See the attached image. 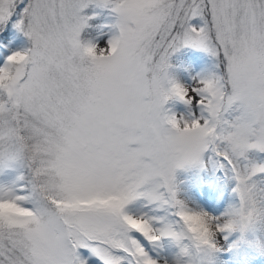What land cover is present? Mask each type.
<instances>
[{"label": "snow or ice", "instance_id": "snow-or-ice-1", "mask_svg": "<svg viewBox=\"0 0 264 264\" xmlns=\"http://www.w3.org/2000/svg\"><path fill=\"white\" fill-rule=\"evenodd\" d=\"M14 33L27 46L7 47ZM184 48L212 70L178 79ZM252 153H264V0H0V264L264 255ZM209 166L236 197L215 216L174 182ZM138 237L177 251L154 258Z\"/></svg>", "mask_w": 264, "mask_h": 264}, {"label": "rangeland", "instance_id": "rangeland-1", "mask_svg": "<svg viewBox=\"0 0 264 264\" xmlns=\"http://www.w3.org/2000/svg\"><path fill=\"white\" fill-rule=\"evenodd\" d=\"M8 40L7 47L21 48L27 46L26 38L18 33L10 35ZM182 51H186L185 55L180 56L179 64L174 63V58L178 59ZM170 63L172 64V73L185 83L190 82V76L211 71L213 65L212 59L206 53L192 48L179 50L170 59ZM177 110L183 111V107L178 105ZM250 155H254L257 160H264V153H252ZM205 158H207V154ZM174 182L179 198L194 202L214 216L222 213L230 204L236 203V197L231 192L233 182L228 180L222 171L211 166L204 169H177L174 173ZM238 235L239 233L232 234L229 237V242L235 240ZM138 238L149 251V255L154 258L162 257L165 260H171L177 251L176 247L167 240L162 241L160 247L153 251V246L149 242L142 237ZM252 238V234H249L248 239L251 240ZM247 255L246 258L245 253L233 251L221 253L219 258L223 260L224 264H229V262L230 264H242V262L254 264L251 260L254 256L257 259V261L255 260L257 264H264V255L259 253H248Z\"/></svg>", "mask_w": 264, "mask_h": 264}, {"label": "trees", "instance_id": "trees-1", "mask_svg": "<svg viewBox=\"0 0 264 264\" xmlns=\"http://www.w3.org/2000/svg\"><path fill=\"white\" fill-rule=\"evenodd\" d=\"M185 53H186V51H182V52L180 53L178 59H175V58H174V63L179 64V58H180V56H184Z\"/></svg>", "mask_w": 264, "mask_h": 264}, {"label": "bare ground", "instance_id": "bare-ground-1", "mask_svg": "<svg viewBox=\"0 0 264 264\" xmlns=\"http://www.w3.org/2000/svg\"><path fill=\"white\" fill-rule=\"evenodd\" d=\"M243 253H244V252H242V254H243ZM247 256H248V255H246V258H247ZM241 257H242V256H241ZM251 260L254 262V264H257V263H256L257 259H256L254 256H252ZM255 260H256V261H255ZM219 261H223V260L219 258ZM218 264H219V262H218ZM229 264H230V262H229ZM231 264H232V263H231ZM233 264H234V263H233Z\"/></svg>", "mask_w": 264, "mask_h": 264}]
</instances>
